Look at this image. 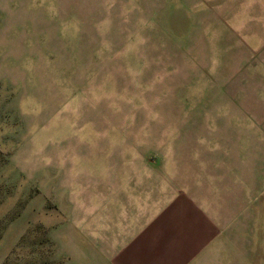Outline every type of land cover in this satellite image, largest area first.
Instances as JSON below:
<instances>
[{"label":"rangeland","instance_id":"1","mask_svg":"<svg viewBox=\"0 0 264 264\" xmlns=\"http://www.w3.org/2000/svg\"><path fill=\"white\" fill-rule=\"evenodd\" d=\"M230 2L0 0V264H73L85 193L242 161L229 131L264 87L229 54Z\"/></svg>","mask_w":264,"mask_h":264},{"label":"crops","instance_id":"2","mask_svg":"<svg viewBox=\"0 0 264 264\" xmlns=\"http://www.w3.org/2000/svg\"><path fill=\"white\" fill-rule=\"evenodd\" d=\"M230 6L229 54L241 55L242 70L258 71L252 85L264 87V0H232ZM242 119L249 121L229 131L237 138L227 144L242 152L241 162L213 158L200 173L164 174L159 191L154 176L132 174L124 189L85 193L100 206L97 212L84 207V241L72 244L68 261L264 264V111L256 117L244 112ZM139 178L144 190L138 189Z\"/></svg>","mask_w":264,"mask_h":264}]
</instances>
